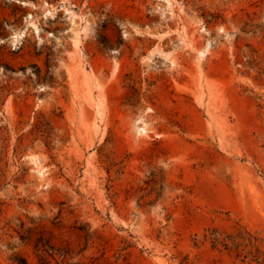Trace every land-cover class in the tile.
Wrapping results in <instances>:
<instances>
[{
  "label": "rangeland",
  "instance_id": "1",
  "mask_svg": "<svg viewBox=\"0 0 264 264\" xmlns=\"http://www.w3.org/2000/svg\"><path fill=\"white\" fill-rule=\"evenodd\" d=\"M44 260L264 264V0H0V264Z\"/></svg>",
  "mask_w": 264,
  "mask_h": 264
},
{
  "label": "trees",
  "instance_id": "2",
  "mask_svg": "<svg viewBox=\"0 0 264 264\" xmlns=\"http://www.w3.org/2000/svg\"><path fill=\"white\" fill-rule=\"evenodd\" d=\"M236 237H240L242 238L245 242L249 243V244H253L254 241H257V238L256 237H253L252 235L250 234H246V236H243L242 233H239L237 236H230V238H228V240H231V245H229L228 242H226V239H221L219 237V235H217V232H213L211 236L207 237L212 246H217L218 244H221L224 246V248L228 249L229 251H235L237 253V255H239V251H238V246L240 245V243H238L236 241ZM263 253L258 249L256 248V255H254V259L255 261H258L260 256L262 255ZM42 264H47V261H42Z\"/></svg>",
  "mask_w": 264,
  "mask_h": 264
}]
</instances>
